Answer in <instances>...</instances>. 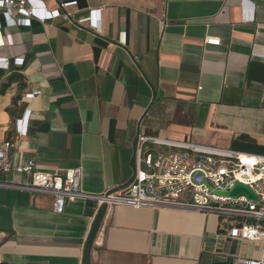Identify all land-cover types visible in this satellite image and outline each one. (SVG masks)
<instances>
[{
  "label": "crops",
  "instance_id": "crops-1",
  "mask_svg": "<svg viewBox=\"0 0 264 264\" xmlns=\"http://www.w3.org/2000/svg\"><path fill=\"white\" fill-rule=\"evenodd\" d=\"M35 1L41 12L74 1L77 18L103 8L101 32L63 20L1 30L0 144L14 141V164L81 169L82 189L100 195L131 181L139 136L264 156V0ZM53 203L0 188V262H264L263 243L228 237L214 216Z\"/></svg>",
  "mask_w": 264,
  "mask_h": 264
},
{
  "label": "built area",
  "instance_id": "built-area-1",
  "mask_svg": "<svg viewBox=\"0 0 264 264\" xmlns=\"http://www.w3.org/2000/svg\"><path fill=\"white\" fill-rule=\"evenodd\" d=\"M36 3L35 0H0V35L3 29L30 28L33 21L44 24L54 20L70 22L77 27L87 25L101 32L93 20L102 21L103 8L90 10L84 18H77L68 10L76 6L74 1L62 2L59 9L44 12L36 7ZM7 41L11 47L10 35ZM5 46V41L0 40V48ZM8 64L7 58L0 59V68L8 67ZM38 94L27 97L34 98ZM29 121L28 115L17 121V135L21 134L19 127H22V135L26 136ZM14 149L16 144L12 140L0 144V174L6 177L26 175L30 181H0V188L51 196L56 214H63L66 204L76 201L94 202L98 209L108 210L123 206L133 210L192 211L216 217L221 232L232 239L264 244V156L188 141L139 136L134 150V172L129 184L122 190L96 195L82 189L81 169L49 174L38 170L33 159L18 166L11 159ZM236 183L249 187L259 201L219 194L229 192ZM239 264L264 262L241 260Z\"/></svg>",
  "mask_w": 264,
  "mask_h": 264
},
{
  "label": "water",
  "instance_id": "water-1",
  "mask_svg": "<svg viewBox=\"0 0 264 264\" xmlns=\"http://www.w3.org/2000/svg\"><path fill=\"white\" fill-rule=\"evenodd\" d=\"M219 194L230 198H239L244 196L248 200L255 202L259 201V197L249 187L241 183H236L234 188L229 192H221Z\"/></svg>",
  "mask_w": 264,
  "mask_h": 264
},
{
  "label": "trees",
  "instance_id": "trees-1",
  "mask_svg": "<svg viewBox=\"0 0 264 264\" xmlns=\"http://www.w3.org/2000/svg\"><path fill=\"white\" fill-rule=\"evenodd\" d=\"M99 219H100V216H99ZM98 225V224H97ZM94 234L93 235H95V233H96V230L93 232Z\"/></svg>",
  "mask_w": 264,
  "mask_h": 264
},
{
  "label": "rangeland",
  "instance_id": "rangeland-1",
  "mask_svg": "<svg viewBox=\"0 0 264 264\" xmlns=\"http://www.w3.org/2000/svg\"><path fill=\"white\" fill-rule=\"evenodd\" d=\"M161 151H163V149H160Z\"/></svg>",
  "mask_w": 264,
  "mask_h": 264
}]
</instances>
